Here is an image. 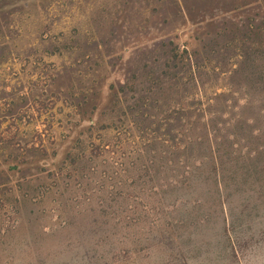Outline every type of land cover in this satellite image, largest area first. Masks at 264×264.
<instances>
[{
  "label": "rangeland",
  "instance_id": "obj_1",
  "mask_svg": "<svg viewBox=\"0 0 264 264\" xmlns=\"http://www.w3.org/2000/svg\"><path fill=\"white\" fill-rule=\"evenodd\" d=\"M240 126L264 137V0H0V264H159L132 242L165 222L185 264H264V186L233 175L250 147L227 148ZM179 130L188 182L166 143L165 186L123 206V145Z\"/></svg>",
  "mask_w": 264,
  "mask_h": 264
},
{
  "label": "trees",
  "instance_id": "obj_2",
  "mask_svg": "<svg viewBox=\"0 0 264 264\" xmlns=\"http://www.w3.org/2000/svg\"><path fill=\"white\" fill-rule=\"evenodd\" d=\"M127 109L128 112L131 113L132 115L133 113H136V110H134L133 108L127 107ZM123 116L124 117L126 116L125 112H123ZM192 125L193 124H191L190 126ZM240 127L242 130L244 131L246 130V128L242 126ZM204 128H206L205 125ZM180 131L181 130L177 131V134L170 137L169 139L168 138L163 139L160 136L156 138H152V137L148 138L147 137L148 134H145L146 132H143V136H137L135 137L136 140H132L131 146L123 145V170H121V173H123V206L128 205L127 204L128 199H131L133 197L135 198L134 191L136 190L140 191V189L141 191L145 190V188L142 187L143 185H146V183L143 181L144 178H148L147 181L149 183H153L154 180H158L159 183L158 185L160 187L165 186L166 183L163 182V180L161 179L162 171L164 170L163 164L164 162H170L172 159L165 161L164 158L162 157L163 156L162 153L158 154V150L161 147H164L163 145H166V143H168L169 146L172 147V151H173L172 157H174L173 159H176V163L174 164L175 167L173 166V168H171L169 172L173 177L172 180L173 184H176L178 182L181 184V182H184L185 185V183L188 182L189 176H187V171L183 170V173L180 174V169L178 168H182L184 166L181 164L183 163L181 158L182 155L184 154V152L181 150L186 151L189 146L193 145V141H190L189 139L186 140L185 135ZM211 131L213 132L214 130L212 129ZM206 133L208 135L207 136L208 139L206 140V142H208L209 145H211V143L216 144V142H212L211 140H209L210 136L213 134L207 131ZM256 133H258V130L252 128L243 133L246 135L248 139L241 138L239 142L236 141L231 142L229 139H227L226 141H227V148L232 149L230 153V155L232 156L237 155L233 153L234 147H240L246 150H248V147H250V150L246 151L247 152L246 156H238V157L236 156V161L237 159L239 160H238V164L237 162L235 164V173L233 175H236V173L239 172V180L241 179V181L250 183L252 186L259 185L262 189V187L264 186V162L261 164L263 165L262 168L258 170V168L252 166L254 162L250 160L255 154H257V156L259 157H264V144H260L259 142L260 140H264V137L263 138L261 136L254 137V134ZM253 140H256L255 143L257 142V144L255 143L253 144ZM196 142H199V140H197ZM223 142L225 141L220 142V144L218 145L216 144L215 147L210 146V148L208 149L210 153L208 152V154H210L212 158H214L212 155L215 154L214 151L218 152L219 151L218 148L220 147V145H225ZM240 143L243 144H241L240 146ZM196 145H198V143H196ZM105 147H107V145ZM103 150H107V149L105 148ZM97 153L98 152L92 154L93 157H95V159L98 157ZM244 157L250 158L249 159L250 161L245 162ZM229 159L230 158L228 156L226 158V161L228 162ZM193 160L196 161V159ZM212 166H213L212 172L216 176L218 172V168H216L217 164L214 162V160L212 162ZM114 176L115 177L118 176V173L116 171L114 172ZM230 178L235 180L233 176H231ZM175 179H178L179 181L177 182V180ZM215 182L216 184H219V181L217 179L215 180ZM114 187L115 190H113L114 191L113 198H115V195L119 194L118 191H120V188L117 189L116 186ZM129 188L131 189V191H133L132 194L127 192ZM157 188L158 187L156 185L153 186V189H157ZM261 193H264V191H262ZM133 208L134 207L129 205V208L123 209V214L129 212V215L128 216L125 215L123 218V229H127V228L136 229L139 227L138 224L139 218L142 219V217L137 212V209L135 208L133 209ZM127 209H129V211ZM114 219L115 218L112 217L113 221H115ZM143 220L144 218L141 221ZM177 224L179 225L178 227L175 228L172 223H168V222H165V224H163L160 227L159 226L155 227L154 232L158 231V233L156 234V236H154V238H150V237L133 238L134 239V241L132 242L133 249L131 251L132 255L130 260L136 261V259L139 257V254L141 252L151 251V253L153 252L159 254V264L161 263L170 264L173 257H176L178 260L181 261L182 264H185L184 254L182 253V249L180 247L182 246V240L180 239L184 233L182 231L184 229V226L183 223H177ZM115 225H117V223ZM153 225H154L153 223L152 224L150 223L151 230L154 227ZM149 234L150 232L145 233V235L147 236H149ZM175 249H177L176 252ZM146 255L147 256H145V258L149 256L148 253Z\"/></svg>",
  "mask_w": 264,
  "mask_h": 264
}]
</instances>
